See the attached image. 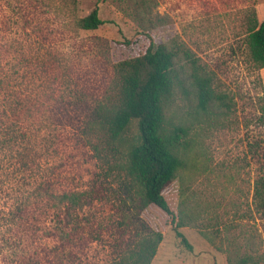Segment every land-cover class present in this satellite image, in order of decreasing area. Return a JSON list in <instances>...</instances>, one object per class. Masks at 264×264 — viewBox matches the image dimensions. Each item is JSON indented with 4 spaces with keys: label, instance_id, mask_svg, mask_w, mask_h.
I'll return each mask as SVG.
<instances>
[{
    "label": "rangeland",
    "instance_id": "rangeland-1",
    "mask_svg": "<svg viewBox=\"0 0 264 264\" xmlns=\"http://www.w3.org/2000/svg\"><path fill=\"white\" fill-rule=\"evenodd\" d=\"M96 6L107 23L79 28ZM254 16L264 19V0H0V264H107L150 230L164 236L152 264H243L249 253L264 264V211L255 201L264 179V67L246 42ZM160 42L189 52L223 96L208 111L196 110L189 87L169 101L168 120L188 130L184 164L164 191L173 217L156 204L139 210L124 174L127 145L111 149L92 124L101 103L118 99L116 64ZM15 152L30 166L18 167ZM46 177L56 194L98 195L67 216L37 189ZM67 220L64 241L56 226Z\"/></svg>",
    "mask_w": 264,
    "mask_h": 264
},
{
    "label": "trees",
    "instance_id": "trees-1",
    "mask_svg": "<svg viewBox=\"0 0 264 264\" xmlns=\"http://www.w3.org/2000/svg\"><path fill=\"white\" fill-rule=\"evenodd\" d=\"M105 23L107 20L101 17L98 6L78 20L79 28L84 30L97 29ZM246 42L252 60L260 68L264 67V19L259 21L254 16L249 20ZM181 51L188 58L190 72L185 64L180 63ZM115 67L120 83L118 99L110 105L101 103L92 124L101 126L105 131L108 144H114L111 149L116 151L119 145H127L124 174L134 185L132 188L135 187L140 202L139 210L143 211L148 205L156 204L173 217L174 212L164 191L172 184L184 164L180 154L188 130L168 120L169 101L177 89L187 93L189 87L197 100L196 110L208 111L215 101L220 100L222 103L223 96L216 93L212 76L180 46L173 48L163 42L157 45L152 43L144 54L119 61ZM261 111L264 115V95ZM134 121L137 122V132L131 135L129 131ZM4 143L5 140H0V155L6 152ZM16 155L19 158L18 167L19 163L23 167L30 166L31 162L22 152ZM50 181V177L40 180L37 189L51 199L56 198L57 206L62 207L67 216L69 210L85 208L98 195V191L93 190L83 193L64 190L56 194ZM255 201L258 208L264 211V179L256 182ZM59 226H56V230H61L60 237L68 241V220L64 226L62 222ZM177 235L186 247L193 249L181 231L177 230ZM163 237L162 232L154 230L139 235L136 243L125 254L107 264H152ZM241 262L262 264L250 253L243 256Z\"/></svg>",
    "mask_w": 264,
    "mask_h": 264
},
{
    "label": "crops",
    "instance_id": "crops-1",
    "mask_svg": "<svg viewBox=\"0 0 264 264\" xmlns=\"http://www.w3.org/2000/svg\"><path fill=\"white\" fill-rule=\"evenodd\" d=\"M194 262H199V260L198 261H196V260L195 261L194 260H188L187 261V263H191V264H195Z\"/></svg>",
    "mask_w": 264,
    "mask_h": 264
}]
</instances>
